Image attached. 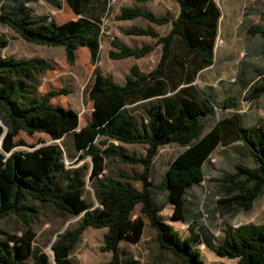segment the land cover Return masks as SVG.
I'll return each instance as SVG.
<instances>
[{
    "label": "trees",
    "instance_id": "16d2710c",
    "mask_svg": "<svg viewBox=\"0 0 264 264\" xmlns=\"http://www.w3.org/2000/svg\"><path fill=\"white\" fill-rule=\"evenodd\" d=\"M32 0H0V23L9 27L24 41L50 48H64L66 61L74 65L77 51L88 48L91 61H99L101 26L95 21L81 18L58 24L54 19L37 17L26 7ZM57 9L59 0H45ZM146 4L152 0H135ZM180 14L173 21V28L166 37H160L152 29L134 28L127 35L150 36L155 45L131 49L115 41L118 52H111L114 60L141 59L162 45L161 60L155 70L143 74L138 66L131 69L124 85L117 84L100 70L94 74L89 97L93 102L91 123L78 131L79 114L73 109L55 106L51 102L66 90H52L37 101L25 103L24 99L33 89L24 83L8 84L6 79L30 80L36 75L54 70V66L43 59L0 60V221L15 217L26 227L32 221V212L26 207L29 199L53 204L58 210L72 216L83 215L75 228L59 235L52 245L56 264H75L71 256L80 243L82 235L89 229H106L103 252H111L113 259L102 264H122L119 256L123 226L130 220L137 205L157 233L159 249L173 255L180 264H205L197 244L205 245L220 258L237 260L238 264H264V224H246L235 228L228 225L225 239L218 245L215 236L203 224L201 211L194 215V204L188 201V193L206 180L205 166L219 147L241 143L254 156L256 166L238 163L235 172L220 179L217 210L220 216L251 212L257 200L264 196V122L255 126H244L242 115L234 113L214 125L205 134L203 117L214 116V101H203L196 97H185L174 101L164 97L163 80L167 77L173 56V46L179 37L187 51L194 55L201 67L214 63V50L218 37L221 11L216 0H178ZM74 13L82 15L83 0H68ZM143 17L150 22L164 25L170 18H157L140 8H122L118 20L132 21ZM264 42V29L254 27ZM7 45L0 40V48ZM264 57V49L262 51ZM191 77L187 82H192ZM246 101L264 98V73L257 82L244 83ZM163 98V107L148 113L146 130H143L128 105L140 100ZM225 109L236 107L233 99L224 102ZM43 133L52 140L67 145L72 138L70 154L73 159L90 157L93 163L90 181L94 183L100 209L92 211L84 199V189L69 185L61 188V179L66 173L64 152L58 144L40 147L32 152H18L23 145L16 142L18 135ZM144 144L148 146L146 157L128 153L114 144ZM178 144L187 149L171 164L162 190L174 205L175 220H190V235L181 234L160 217L165 207L159 204L152 192L151 170L153 162L163 146ZM116 158L127 165H142L140 176L124 177L142 183L139 192L131 186L106 182L101 176L106 171L108 160ZM35 235L29 229L22 237L0 245V264H50L48 256L34 245Z\"/></svg>",
    "mask_w": 264,
    "mask_h": 264
},
{
    "label": "rangeland",
    "instance_id": "374dc122",
    "mask_svg": "<svg viewBox=\"0 0 264 264\" xmlns=\"http://www.w3.org/2000/svg\"><path fill=\"white\" fill-rule=\"evenodd\" d=\"M62 7L57 9L45 0H32L26 7L37 17L54 19L58 24L86 18L101 26L99 61L93 65L88 48L77 51V61L70 65L66 61L64 48H50L24 41L9 27L0 23V40L7 45L0 48V60L13 57L15 59H43L54 66V70L36 75L30 80L8 77V84L24 83L33 89V93L24 99L25 103L37 101L42 95L52 90H66L68 94L60 95L52 100L55 106L73 109L79 114L82 129L90 123L93 102L89 93L94 82V74L98 69L111 77L117 84L124 85L131 69L138 66L143 74L155 70L161 60L162 45L156 46L148 56L136 59L126 58L114 60L111 52H118L114 42L118 41L131 49H141L144 46L155 45L157 40L150 36L127 35L126 31L134 28L152 29L160 37L170 34L175 21L180 14L178 0H152L146 4H139L135 0H83L82 15L74 13L68 0H59ZM221 11L218 27V37L214 50V63L209 67H201L199 60L190 54L182 40L178 37L173 46V56L167 77L163 80L166 91L164 97L179 101L185 97H196L203 101L206 98L214 101L215 115L203 117L206 133L219 121L230 117L234 113L242 115L244 126L250 127L264 122V98L246 101L244 83L257 82L259 75L264 73V57L262 51L264 42L259 34L253 32L258 26L264 29V0H216ZM122 8H140L157 18L168 17L172 22L158 25L140 17L132 21L118 20ZM193 78L192 82L187 81ZM140 100L128 105L131 114L139 126L146 130L148 113L157 107H163V98ZM233 99L236 107L225 109L226 100ZM16 142H23L15 151L32 152L51 143V138L43 133L28 135L21 132ZM69 148L61 142L64 152L66 173L61 179V188L69 185L84 189V199L92 211L100 209L99 198L94 183L90 181L93 166L90 157L79 159L75 155L70 159L72 138L66 140ZM114 144L125 149L128 153L146 157L148 146L144 144H125L114 141ZM59 145V144H58ZM187 148L178 144L163 146L153 162L151 182L153 195L165 209L160 217L173 226L183 238L190 235V220L192 215L201 211L203 224L215 236L218 245L225 239V229L228 225L238 228L246 224H264V196L257 200L251 212H241L235 216H220L217 210L218 189L220 179L225 174L235 172L238 163L255 167L254 156L243 144L234 143L228 147H219L205 166L206 180L194 187L187 195L188 201L194 204V213L189 214L188 220H175L174 205L168 200L162 190L167 179V172L175 159ZM142 165H127L113 158L107 161L106 171L101 178L106 182H115L131 186L137 191L142 190V183L122 179L120 176L133 177L144 173ZM26 207L32 212V221L26 227L15 217H8L0 221V245L12 238H20L27 230L35 235L34 245L41 248L50 264H56L52 245L59 235L78 226L83 215L72 216L58 210L53 204L42 203L29 199ZM142 206L137 205L130 220L123 226L121 243L118 251L122 264H180L168 252L159 249L157 233L151 227L147 218L142 214ZM106 229L89 228L81 237L80 243L71 256L75 264H102L113 259L111 252H103ZM196 249L201 253L205 264H238L237 260L220 258L205 245L197 244ZM32 264V262H30Z\"/></svg>",
    "mask_w": 264,
    "mask_h": 264
},
{
    "label": "water",
    "instance_id": "95a60500",
    "mask_svg": "<svg viewBox=\"0 0 264 264\" xmlns=\"http://www.w3.org/2000/svg\"><path fill=\"white\" fill-rule=\"evenodd\" d=\"M0 124H1V121H0ZM80 129H78V131H79ZM61 142L62 141H56V140H52L51 139V143L50 144H48V145H51V144H59V146H60V144H61ZM47 146V145H46ZM61 147V146H60ZM55 257V256H54Z\"/></svg>",
    "mask_w": 264,
    "mask_h": 264
},
{
    "label": "crops",
    "instance_id": "0c3cea01",
    "mask_svg": "<svg viewBox=\"0 0 264 264\" xmlns=\"http://www.w3.org/2000/svg\"><path fill=\"white\" fill-rule=\"evenodd\" d=\"M92 113H93V112H92ZM91 120H92V117H91ZM90 123H91V121H90ZM90 123H89V124H90ZM87 125H88V124H87ZM87 125H86V126H87ZM80 130H81V129H80ZM92 167H93V166H92ZM92 167L90 168V171L92 170Z\"/></svg>",
    "mask_w": 264,
    "mask_h": 264
}]
</instances>
